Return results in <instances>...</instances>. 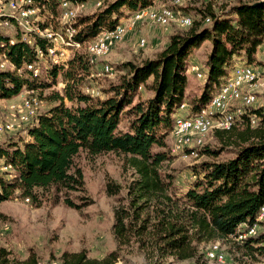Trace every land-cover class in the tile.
Returning <instances> with one entry per match:
<instances>
[{"label": "trees", "instance_id": "16d2710c", "mask_svg": "<svg viewBox=\"0 0 264 264\" xmlns=\"http://www.w3.org/2000/svg\"><path fill=\"white\" fill-rule=\"evenodd\" d=\"M53 1L48 0L47 4ZM86 1L70 0L76 4ZM153 2L115 0L95 20L85 19L82 24L90 23L86 29L94 36L119 9L126 8L133 13L149 8ZM202 16L203 21L194 25L192 22L188 31L173 32L155 59L140 65L131 61L121 63L118 70L123 73L111 87L112 95L103 100L81 91L82 76L89 75L86 55L77 54L66 69L53 65L50 78L54 81L61 72L65 84L62 95L53 93L51 97L56 105L39 115L25 131L28 139L21 146L13 143L0 147V159L15 172L10 181L0 178V203L18 190L37 207L42 202L37 191L52 187L66 192L85 191L82 171L74 162L81 150L94 155L114 152L131 156L140 179L136 187L129 189L128 206L114 213L112 233L116 249L101 259L89 258L84 250L65 252L61 264H115L121 249L132 244L155 264H162L166 258L200 264L203 255L199 254L198 244L228 237L236 239L241 225H264V220H257L260 209L264 208V121L259 110L252 113L247 108L240 116L238 122L244 118L240 125L235 126L236 123L229 129L216 131L219 136L229 137L225 145H234L233 156L193 167L194 181L187 185L180 198L173 177L159 171L161 164L171 159L166 138L185 99L186 61L191 51L204 42L211 43L206 57V84L200 97L186 111L190 116L200 113L210 103L213 87L234 68L236 59L243 56L247 63L253 64L264 40V1L251 5L238 2L219 16L210 12L212 22L206 13L202 12ZM206 19L211 22L209 27L202 26ZM109 24L108 29H113L117 21ZM87 37L88 34L82 36L79 32L75 40L82 43ZM0 45V54L6 52L11 66L20 68L24 63L28 66L34 63L29 44L16 41L10 44L7 37L0 36ZM31 76L23 79L9 70H0V99L16 97L23 88L35 90L40 76ZM39 86L45 89L50 85ZM142 88L151 92V96L139 100ZM134 98H138L137 103L123 112V107L131 105ZM64 100L73 105L65 106ZM123 114L130 119L125 120ZM252 116L257 121L261 119L256 128H251ZM122 119L125 120L123 129ZM242 127V131L235 133L237 141L231 142L230 135ZM202 152L218 159L223 147H205ZM116 190L117 187H108L109 194H115ZM157 193L162 194L161 199ZM64 203L75 209L84 206L66 197ZM240 243L238 247L246 256L256 254L264 258V231ZM0 264H7L4 251L0 253Z\"/></svg>", "mask_w": 264, "mask_h": 264}, {"label": "rangeland", "instance_id": "374dc122", "mask_svg": "<svg viewBox=\"0 0 264 264\" xmlns=\"http://www.w3.org/2000/svg\"><path fill=\"white\" fill-rule=\"evenodd\" d=\"M63 1L65 0H54L47 4L48 0H46V6H48L44 9V0H27V8L36 7L37 13H43L42 24L51 26L53 32L61 39L59 51H67L65 64L54 66H63L66 69L67 63L77 54L86 55L87 61H89V75L82 76L81 91L93 98L103 100L112 95L110 92L111 87L117 83L119 76L123 73V71L118 70L121 63L131 61L140 65L146 60H153L166 47L173 32L189 30L191 25L187 27L180 25L179 20L181 18L189 17L194 25L205 18L202 16V12L206 13V17H209L208 13L210 12L219 16L238 2L251 5L264 0H154L153 4L147 9L172 12L170 23L166 28L154 25V23H150L144 18L134 20L133 16L138 11L131 13L126 8H121L104 23L101 29L93 33L94 36H91V33L86 29L91 24H82V22L85 19L95 20L96 16L100 15L115 0H88L77 4L72 2L68 6H63ZM31 18H35V15ZM209 18L211 20V17ZM111 21H117L113 29H118V33L111 41L109 52L102 56L89 55L88 45L94 43L102 33L113 30L110 29L109 31L108 29ZM211 22H205L202 26L209 27ZM79 32L82 36L88 34L86 41L79 43L75 40ZM0 36L7 37L9 41L11 40L10 34L0 33ZM140 40L144 41L143 46L140 45ZM73 42L78 43L79 46H74ZM210 48L211 43L204 42L199 50L191 51L190 55L192 54L191 58L195 63L191 64L189 62L187 65L186 61L185 99L179 110L176 111L174 119L178 116L191 115L186 111L200 97L206 84V57ZM262 50L263 48H261L260 53L263 52ZM187 60H189V57ZM241 62H245V57L240 56L234 61V64L237 65ZM256 62L257 60L254 58L251 63L258 64ZM33 64L30 66L25 65V67H33ZM37 66H40L38 68V77L40 76V78L35 83L37 87L35 90L30 91L23 88L19 95L8 99L9 101L13 100L10 103H7V100L0 99V125L13 121L14 130L17 128L15 131H18V125L22 124L18 118L19 114L23 117H29V119L32 118L31 111L25 108L26 104L33 105V103H36L33 109L35 111L38 107H41L39 111V115H41L56 105V102L51 98L53 93L63 94L65 84L61 72L54 81L50 78L49 73L53 65L49 66V58L38 59ZM106 67L112 68L113 71L105 73L104 69ZM193 67H196L197 70H192ZM0 69L16 73L23 79H29L32 73L27 72L23 67L14 70L10 63H3ZM197 73L200 76H197ZM260 74L262 77L259 85L251 87L244 85L238 88L228 107L229 111L247 109L243 107L242 98L249 95L253 99V103L250 106L251 108L248 107V111L253 113V110H259L264 121V71ZM221 80H219L218 86L213 87L211 96L219 88L222 83ZM39 84L50 86L44 89ZM139 92V100L151 96V92L143 88ZM137 101L138 98H134L131 105H125L123 112H126ZM13 105H20L21 110L19 112L21 113L17 114V112L12 111L11 106ZM64 105L71 107L73 104L64 100ZM11 113L15 117L18 115L17 119L13 115L10 118ZM123 116H125L123 117L125 120L128 117L125 114ZM128 119L130 118L128 117ZM239 119L236 121L235 126L240 125L244 120L243 118L242 121L238 122ZM125 120L122 119L121 129L125 125ZM260 121L261 119L257 121V117L254 116L250 121L251 128H256ZM242 129L244 128L236 129L230 135L231 142L237 141L235 133L242 131ZM220 130L222 129L212 128L203 137L196 136L192 138L188 142L189 146H179L178 148L176 137L172 135V132L167 136V150L171 155V159L163 162L159 171L173 177L177 197L180 198L187 185L194 181L193 167L201 162L224 160L233 156L234 145H225L228 143L229 140L227 139L229 137L224 134L222 136L217 135L216 131ZM26 139L25 131L14 135H5L0 137V147H6L13 143L21 146ZM196 140L201 141L200 146L195 145ZM205 147L210 149L223 147V152L218 159H214L203 154L202 151ZM74 162L82 171L85 182L84 192H66L55 187L43 192L37 191L36 193H39L38 199L42 201L40 206L37 207L31 199L23 197L16 190L8 200L0 203V253L1 251L5 252L7 264H61L63 253H77L83 250L89 258L101 259L116 249L117 244L112 233V226L115 221L114 213L116 209L128 206L130 200L129 189L136 187L140 179L131 163V156L114 152L94 155L86 150H81L75 157ZM4 165L5 161L0 159V178L3 176L5 180L10 181L13 179L15 172L12 171L10 166L5 165L7 169L3 168ZM109 186L112 189L117 187L115 194H109ZM168 194L169 192H165V195ZM159 195H161V199L162 194L157 193V196ZM65 197L76 205L84 206L80 209L68 207L64 203ZM262 220H264V216ZM255 229L256 233L263 232L264 225H256ZM246 231V229H242L241 225L238 233ZM240 241L228 237L223 240L215 239L198 244L199 254L203 255L200 264L204 262L206 264H264L263 257L256 254L253 257L246 256L238 247L241 244ZM214 245L218 247V253L224 257L222 262L209 260L208 253ZM161 263L195 264L191 260L173 261L169 258L163 259ZM115 264H155V262L144 252L139 251L136 245L132 244L130 247L124 246L121 249L119 259Z\"/></svg>", "mask_w": 264, "mask_h": 264}, {"label": "bare ground", "instance_id": "6f19581e", "mask_svg": "<svg viewBox=\"0 0 264 264\" xmlns=\"http://www.w3.org/2000/svg\"><path fill=\"white\" fill-rule=\"evenodd\" d=\"M69 3H71L70 0H65L62 2V5L68 6ZM27 14H28V18L33 17L35 15L34 8L28 7ZM171 17H172V12L168 10L154 11L150 9H144V10H139L137 12L136 16L134 17V20H136L137 18H144V19H147L150 23H154V25L156 24L163 28V26L167 27L169 25ZM205 22L208 23L209 19H206ZM179 23L181 26L187 27L192 24V21L189 17H183L179 20ZM117 33H118V29H113L110 32L102 33L96 39L94 43L88 45L87 51L89 55L102 56V55L107 54L111 48V41L114 39ZM9 43L13 44L11 40L9 41ZM72 44L74 46H79V44H76L74 42ZM140 45L143 46L144 41H140ZM0 46L2 47V45ZM3 55H4L3 53L0 54V68L3 66V61H2ZM38 59H42V58H38ZM250 65L254 68L259 69V71L261 70L260 73H263L264 55L262 54L260 56L258 60V64H250L245 61V62L238 63L236 66L234 65V68L223 79L219 89L212 96L210 103L200 113L194 114L190 117L178 116L174 119V126H176L177 124H182V126H180V129H179V135H174L176 137V142L178 143L177 148L179 146H186V145L189 146L190 144L188 142H190L192 138L196 136L203 137L212 128H218V129L225 130V129H229L231 126L237 123L236 121L240 118L241 115H243L245 109L244 110L236 109L233 111H229L228 107L230 106L231 100L233 96L236 94V91L238 90L239 87L244 86V85H247L250 87L259 85L260 79L262 77L260 76L261 75L260 73L242 74L240 77H237V80L235 82L228 83V89L224 93V97L221 101L220 106H216L215 109L209 106H211L213 102L218 98L219 92L223 90V87L225 85H227V80L230 77H233L237 72H242V69H247V67H249ZM192 70H197V69L192 68ZM112 71H113L112 68H109V67H106L104 69L105 73H111ZM38 72H39L38 69L33 70L31 73L32 77L34 78L38 77L39 75ZM197 76H200V74L197 73ZM242 102H243V107L248 108L252 105L253 99L251 98V96L248 95L242 98ZM35 106H36V103H33V105L26 104L25 108L31 111V114H32V112H34L33 108ZM20 107H21L20 105L11 106L12 111L17 112V114L21 113L19 112V110H21ZM12 115L15 117V115L11 113L10 118ZM16 117H18V115ZM18 118L21 120V122H22V119H29V117H23V116H20V114ZM190 119H206L205 126H197L196 129H191L189 128ZM4 124H8V131H15L17 129L16 128L14 130L13 121H8V122H5ZM195 145L200 146L201 141L196 140ZM3 168L7 169V166L4 165ZM263 216H264V208L260 209V215L257 218V220L261 221L263 219ZM256 225L257 224H254L253 226L250 227V233H247V231L244 233H238L236 240L239 239L242 241L243 239H246V237L254 236L256 234V229H255ZM217 248L218 247L214 245L213 248L209 251L208 253L209 260H217L218 262H222L224 257L222 256V254L218 253Z\"/></svg>", "mask_w": 264, "mask_h": 264}, {"label": "built area", "instance_id": "2783aa9c", "mask_svg": "<svg viewBox=\"0 0 264 264\" xmlns=\"http://www.w3.org/2000/svg\"><path fill=\"white\" fill-rule=\"evenodd\" d=\"M43 6L44 9L47 7L46 0H44ZM34 11L35 18H28L27 0H0V33L10 34L11 41L32 46L35 58L33 67H25V63L22 66L27 72H32V70H37L40 67L37 66L38 58H49V66L64 65L67 51H59L60 37L53 32L51 26L42 24L43 13H37L36 7H34ZM175 19L177 18L175 17ZM163 28H166V26H163ZM2 61L3 63H11L6 58V52L2 56ZM14 70H16L15 66ZM250 73H259V69L250 65L247 69H242V72H237L233 77H230L227 80V85L219 92L218 98L209 107L215 109L216 106H220L224 93L228 89V83L235 82L237 77H240L242 74ZM40 108L38 107V109L32 112L31 119H22V124L18 125V131H8V124L0 125V137L14 135L31 128L32 121L37 120L39 116ZM205 121L206 119H190L189 128L196 129L197 126H205ZM180 126L182 124L172 127V135H179ZM242 229H247V233H250V227L242 225Z\"/></svg>", "mask_w": 264, "mask_h": 264}, {"label": "crops", "instance_id": "0c3cea01", "mask_svg": "<svg viewBox=\"0 0 264 264\" xmlns=\"http://www.w3.org/2000/svg\"><path fill=\"white\" fill-rule=\"evenodd\" d=\"M136 15H134L133 16V18L135 17ZM168 43V42H167ZM261 48H263V52H261L260 53V50H261ZM259 50H257V53H256V55H255V59L257 60V62H258V60H259V57H260V55L261 54H263L264 55V40H263V42H262V44L259 46V48H258ZM196 50H199V48L198 49H194L193 50V52L194 51H196ZM192 57V54L189 56V60H187V65H188V63L190 62L191 64H193V63H195V61L191 58ZM194 69H197L196 67H193ZM0 70H2V69H0ZM13 100H7V103H10V102H12ZM27 139H28V137H27ZM26 139V140H27Z\"/></svg>", "mask_w": 264, "mask_h": 264}]
</instances>
